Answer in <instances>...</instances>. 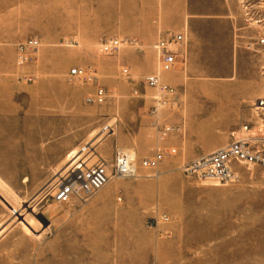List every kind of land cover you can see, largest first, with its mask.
Returning a JSON list of instances; mask_svg holds the SVG:
<instances>
[{
	"label": "rangeland",
	"instance_id": "374dc122",
	"mask_svg": "<svg viewBox=\"0 0 264 264\" xmlns=\"http://www.w3.org/2000/svg\"><path fill=\"white\" fill-rule=\"evenodd\" d=\"M208 14L242 17L246 42ZM12 24L15 39L0 41V72L13 75L17 90L14 113L3 116L11 83L0 81V264H264V164H237L240 180L230 184L186 171L246 134L244 125L264 150V0L248 15L230 0H0V37ZM179 32L186 61L161 73L179 101L154 115L158 92L143 80L160 72L157 43ZM31 37L41 41L37 59L20 65L18 43ZM112 37L138 44L102 54L100 42ZM251 38L259 44L246 65L237 52ZM77 66L98 70L107 103H86L96 84L70 80ZM255 80L259 96L224 97ZM169 124L176 132L160 137ZM84 147L79 159L89 165L136 152L137 174L114 177L86 200L55 201L54 185L75 161L69 155ZM171 148L158 169L144 166Z\"/></svg>",
	"mask_w": 264,
	"mask_h": 264
},
{
	"label": "built area",
	"instance_id": "2783aa9c",
	"mask_svg": "<svg viewBox=\"0 0 264 264\" xmlns=\"http://www.w3.org/2000/svg\"><path fill=\"white\" fill-rule=\"evenodd\" d=\"M240 5L246 12L250 14L251 9L258 5V0H231ZM186 41V35L182 32L171 33L169 36L162 38L156 45L159 61L162 70H173L180 59L181 48ZM264 42V38L262 39ZM138 40L133 37H112L102 41L100 52L102 54L118 53L123 47L135 46ZM41 46L39 38L31 37L18 44L17 54L18 63L20 65L31 63L36 59L37 52ZM124 73H128L129 69L124 68ZM32 80L33 77H27ZM70 78L87 82H96L98 79V70L93 66H77L70 71ZM145 83L157 89L156 104L152 109L153 114H157L159 110L169 103L177 102V89L166 83L159 73H153L145 76ZM135 94H139V90H134ZM110 94L108 90L99 86L95 95L86 98L90 104H104L108 101ZM258 107L264 108V99L258 101ZM244 129L249 130V125H245ZM163 130V136L166 137L176 132V127L166 125ZM177 149L172 148L168 151L158 150L152 157L144 159L146 168L155 169L160 166L165 157L169 153H176ZM239 163H260L264 164V150L256 148L252 145L250 138H234L226 147L214 150L210 153L202 155L186 166V171L196 174L198 178L204 180H217L219 183H236L240 180V173L236 169ZM135 174V168L132 160L121 154L119 151L114 163L109 164L104 160H100L92 165H88L84 160L77 159L71 165L66 174L59 178L55 187V200L68 203L75 197L87 199L99 191L102 187L116 176H132ZM160 218L164 221L170 219L168 214H163Z\"/></svg>",
	"mask_w": 264,
	"mask_h": 264
},
{
	"label": "crops",
	"instance_id": "0c3cea01",
	"mask_svg": "<svg viewBox=\"0 0 264 264\" xmlns=\"http://www.w3.org/2000/svg\"><path fill=\"white\" fill-rule=\"evenodd\" d=\"M53 15L54 14H52L50 11H47V13H45L42 16L50 18ZM220 17L226 19L229 22V24L231 26V32L235 34L234 41L238 40L240 42H242V41L246 42L245 39L242 40V38H244L243 37L244 33H246V29H245V25L243 23L242 17H238L236 15L235 16L217 15V14L206 15V18H208V19H214V18H220ZM14 29H15V26H14V24H12L11 28H10V32H7L4 37H0V41H6V42L13 41L15 39ZM241 35H243V36H241ZM238 38H240V39H238ZM258 44H259L258 38H255V39L251 38V41L249 43H247L246 45H239L240 49L237 52V58L240 60H243L244 64L248 65L253 58V54L255 53V50H256L255 45H258ZM15 61H16V58H15ZM3 65H4V62L0 58V71H3V69H4ZM0 81L1 82L4 81L5 83H7V82L11 83L10 85H7V84L5 85L7 87V91L5 93L6 97H4L5 102H4V110L2 111V115L7 117L9 115H12L15 111V108L17 107V101H16L17 90L14 88V86L12 84L15 81L13 75L6 73V72H0ZM238 82L240 84L243 82L250 83V79H247V78L243 79L242 78V79H239ZM257 82H259V81H257V80L254 81V88L249 87L248 89H246V92L241 93V94L231 93V91L224 90V97H228V98L238 97V96L239 97H257L261 94V90H262L261 87L257 88ZM259 84H260V82H259ZM233 85H234V83H233ZM217 93H218V91H213V94H214L213 96L217 97ZM192 94H194V93H192ZM191 96H193V95H191ZM0 101H3V99H1ZM160 118H161V115H160ZM216 129H219V127H217ZM225 129L226 130L228 129V131H229L230 125H228L227 127L222 126V130H225ZM153 143L156 146H160V145L164 144V142L159 140V139H154ZM152 154L153 153H150V155H152Z\"/></svg>",
	"mask_w": 264,
	"mask_h": 264
},
{
	"label": "bare ground",
	"instance_id": "6f19581e",
	"mask_svg": "<svg viewBox=\"0 0 264 264\" xmlns=\"http://www.w3.org/2000/svg\"><path fill=\"white\" fill-rule=\"evenodd\" d=\"M231 1V0H230ZM233 2V1H232ZM234 3H236V2H234ZM186 35V34H185ZM35 38H38V37H35ZM121 38H123V37H121ZM29 39V38H28ZM106 39H108V38H106ZM27 40V39H26ZM105 40V39H104ZM25 41V40H24ZM103 41V40H102ZM102 41L100 42V45H99V50H100V47H101V43H102ZM22 42V41H21ZM186 42V41H185ZM19 44V43H18ZM184 45H185V43H184ZM184 45H183V47H184ZM183 47L181 48V51H180V56L181 57H183V55H182V50H183ZM101 51V50H100ZM183 58H185L186 59V56L185 57H183ZM36 59H37V56H36ZM35 59V60H36ZM34 60V61H35ZM180 61H182V62H184V61H186V60H181L180 59ZM180 61H179V63H180ZM179 63H177V65L179 64ZM177 65H176V67H177ZM176 67L173 69V70H175L176 69ZM125 68H128L129 69V67H125ZM72 69V68H71ZM71 69L69 70V72H68V78L70 79V80H74V79H71L70 78V71H71ZM123 70H124V68H123ZM173 70H171V71H173ZM171 71H165V70H162V68L160 67V72H158L160 75H161V73L162 72H171ZM123 73H124V71H123ZM129 73V72H128ZM128 73H125V74H128ZM161 77H162V75H161ZM162 79H163V77H162ZM164 80V79H163ZM98 81H99V75H98V79H97V81L96 82H88V83H93V84H96V89H95V91L93 92V93H91V94H89V95H87L86 96V98L87 97H89V96H92V95H95V93H96V90H97V88L99 87V86H102V85H100L99 83H98ZM165 81V80H164ZM87 82V81H86ZM166 83H168L167 81H165ZM143 83L146 85V86H148L146 83H145V81L143 80ZM169 85H171L170 83H168ZM171 86H173V85H171ZM104 87V86H103ZM148 87H150V86H148ZM173 87H175V86H173ZM106 88V87H105ZM152 88V87H151ZM176 88V87H175ZM138 89V88H137ZM155 89V88H154ZM177 89V88H176ZM139 90V89H138ZM157 90V89H156ZM158 92V91H157ZM177 93H179L178 92V89H177ZM135 94V93H134ZM139 94H140V90H139ZM135 95H138V94H135ZM179 95V94H178ZM86 98H85V101H86ZM110 98V97H109ZM264 99V98H263ZM109 100V99H108ZM156 100V99H155ZM261 100V99H260ZM178 101H179V96L177 97V102L176 103H169V104H167V105H177L178 104ZM259 101V100H258ZM108 102V101H107ZM106 102V103H107ZM86 103H88L87 101H86ZM88 104H90V103H88ZM93 104H98V103H93ZM105 104V103H104ZM166 105V106H167ZM166 106H164V107H166ZM163 108V107H162ZM161 108V109H162ZM160 109V110H161ZM159 110V111H160ZM159 113V112H158ZM157 113V114H158ZM154 115H156V114H154ZM169 125H172V124H169ZM164 126H166V125H164ZM174 126V125H173ZM245 126V125H244ZM244 126H243V130L245 131V133L246 134H244L243 136H240V137H236V138H250V140H251V143H252V137L248 134V130L246 131L245 129H244ZM163 130H161L160 129V137L161 136H163ZM175 133V132H174ZM169 136V135H168ZM167 137V136H166ZM166 137H162V138H166ZM234 140V139H233ZM230 143V142H229ZM227 145H229V144H227ZM226 145V146H227ZM253 145V144H252ZM226 146H224V147H226ZM254 146V145H253ZM87 147H84V148H82V149H77V148H75V149H73V151L71 152V154L69 155V162L70 161H73V160H77V159H79L80 158V153H81V151H83V150H85ZM221 148H223V147H221ZM172 149V148H171ZM177 149V148H176ZM218 149H220V148H218ZM161 150H165V149H161ZM168 150H170V149H168ZM168 150H165V151H168ZM217 150V149H216ZM119 151H117L116 152V155H115V158H114V160L113 161H107V160H105V159H103V158H101V159H99L98 161H100V160H104L105 162H107V163H109V164H112V163H114L115 162V160H116V156H117V153H118ZM120 152H121V154H124V155H126V156H128L131 160H132V162H133V166H134V168H135V174L134 175H132V176H135L136 174H137V167H136V161H137V154H136V152H134V151H123V150H120ZM177 152V151H176ZM169 154H174V153H169ZM168 155V154H167ZM167 155H166V157H167ZM152 157V156H151ZM166 157H165V159H166ZM164 159V160H165ZM85 161V160H84ZM97 161V162H98ZM86 162V161H85ZM87 163V162H86ZM96 163V162H95ZM88 164V163H87ZM94 164V163H93ZM239 164H246V163H239ZM89 165V164H88ZM90 165H92V164H90ZM161 165V164H160ZM237 166V165H236ZM160 167V166H159ZM159 167H157V168H155L154 170H156V169H158ZM151 169V168H150ZM237 169V168H236ZM249 169H251V168H249ZM67 173V172H66ZM65 173V174H66ZM62 175H64V174H62ZM61 175V176H62ZM61 176H59L58 177V180H57V182L55 183V185H54V189H53V197H54V191H55V187H56V185H57V183H58V181H59V178L61 177ZM116 177H129V176H116ZM114 178V177H113ZM112 178V179H113ZM111 179V180H112ZM200 179V178H199ZM110 180V181H111ZM201 180H204V179H201ZM211 180V179H210ZM109 181V182H110ZM213 181H215L216 183H219V181H217V180H213ZM219 184H222V183H219ZM107 185V184H106ZM105 185V186H106ZM104 186V187H105ZM104 187H102L99 191H101ZM99 191H97L95 194H97ZM95 194H93L92 196H94ZM91 196V197H92ZM75 198H79V199H82V198H80V197H75ZM74 198V199H75ZM90 198V197H89ZM89 198H87V199H89ZM55 199V198H54ZM86 200V199H85ZM119 200H122V197H120L119 198ZM55 201H57V200H55ZM57 202H59V201H57ZM71 202V201H70ZM60 203H62V202H60ZM69 203V202H68ZM25 221H26V219H25ZM23 224L25 225V227L26 228H29L28 227V225L25 223V222H23Z\"/></svg>",
	"mask_w": 264,
	"mask_h": 264
}]
</instances>
